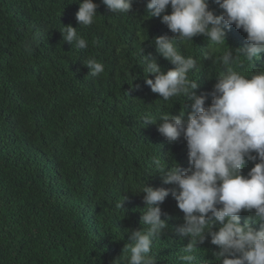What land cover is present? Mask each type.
Here are the masks:
<instances>
[{"label": "trees", "instance_id": "obj_1", "mask_svg": "<svg viewBox=\"0 0 264 264\" xmlns=\"http://www.w3.org/2000/svg\"><path fill=\"white\" fill-rule=\"evenodd\" d=\"M94 2V23L80 26L79 4L72 0H0V264H120L128 231L144 229V194L135 191L143 183L172 187L162 183L152 158L160 156L165 170L190 167L183 137L169 143L157 125L167 111L179 115L182 104L189 105L187 119L192 101L164 102L145 83L141 62L143 54L162 71L173 68L154 43L173 33L160 17L147 16V0H132L128 14H112L101 0ZM209 8L216 15L222 11L213 0ZM68 25L87 49L62 41L60 30ZM225 31L230 48L247 46L243 30L232 25ZM207 45L197 35L178 48L201 61L200 73L189 76H198L193 91L206 94L205 107L222 72L214 56L202 60ZM213 47L219 56L227 46ZM89 57L104 65L103 73L87 75L83 62ZM234 67L250 71L247 61ZM252 70H264V53ZM147 114L156 122L142 121ZM256 162L246 159L241 175ZM159 206L167 227L150 255L156 264H182L181 248L190 240L177 232L183 212L171 194ZM239 216L243 225L255 210ZM205 237L196 244L194 264H221L219 247Z\"/></svg>", "mask_w": 264, "mask_h": 264}, {"label": "clouds", "instance_id": "obj_2", "mask_svg": "<svg viewBox=\"0 0 264 264\" xmlns=\"http://www.w3.org/2000/svg\"><path fill=\"white\" fill-rule=\"evenodd\" d=\"M79 4L75 18L80 26H90L97 16L94 0H72ZM112 14H128L132 0H101ZM221 9L219 15L209 8V0H147L148 17H160L173 36L154 38L156 51L173 68L162 71L155 59L143 56L145 83L164 102L173 98L190 97L191 111L184 119L189 105L182 104L180 114L167 111L159 115L157 131L169 142L181 136L186 141L190 165L181 169L174 164L165 170L160 156L152 158V165L161 174L162 183L171 188H153L145 183L135 192H142L144 211L140 223L144 229L129 230L120 264H156L150 255L153 242L167 227L161 219L160 204L171 194L183 212V223L178 227L180 237H190L181 248L182 264H194L197 242L205 240L219 247L215 253L221 264H264V70H252L253 61L264 53V0H213ZM170 7L171 11L166 12ZM235 25L246 33V47L236 49L226 44V29ZM62 41L87 49L88 42L71 25L63 26ZM200 35L207 39V50H201L202 60L214 56L222 72L213 85L211 103L205 107L206 94L197 95V78L189 73L201 71V61L185 56L179 45ZM179 42V45L178 43ZM219 45L226 49L219 56ZM250 71L243 74L235 66ZM87 75L95 77L105 67L94 57L83 62ZM152 74L153 78H149ZM157 117L147 114L142 121L155 123ZM252 153H255L253 155ZM248 161H256L247 176L241 169ZM124 200V198H123ZM123 200L119 207H122ZM219 206V207H218ZM123 208V207H122ZM255 210L254 218L240 223V212ZM219 228L213 231V225ZM252 223H258L255 229Z\"/></svg>", "mask_w": 264, "mask_h": 264}]
</instances>
